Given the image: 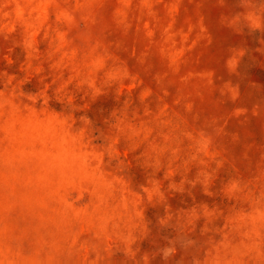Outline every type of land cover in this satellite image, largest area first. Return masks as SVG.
<instances>
[{"label":"rangeland","instance_id":"obj_1","mask_svg":"<svg viewBox=\"0 0 264 264\" xmlns=\"http://www.w3.org/2000/svg\"><path fill=\"white\" fill-rule=\"evenodd\" d=\"M0 264H264V0H0Z\"/></svg>","mask_w":264,"mask_h":264}]
</instances>
